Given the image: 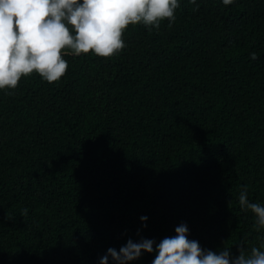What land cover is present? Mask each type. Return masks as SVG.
<instances>
[{
	"label": "trees",
	"instance_id": "1",
	"mask_svg": "<svg viewBox=\"0 0 264 264\" xmlns=\"http://www.w3.org/2000/svg\"><path fill=\"white\" fill-rule=\"evenodd\" d=\"M179 3L111 59L0 90V264H100L182 223L216 253L264 243L238 203L247 186L264 204V0Z\"/></svg>",
	"mask_w": 264,
	"mask_h": 264
},
{
	"label": "clouds",
	"instance_id": "2",
	"mask_svg": "<svg viewBox=\"0 0 264 264\" xmlns=\"http://www.w3.org/2000/svg\"><path fill=\"white\" fill-rule=\"evenodd\" d=\"M233 2L222 0L224 6ZM180 6L179 0H0V90H15L22 78L34 73L49 84L58 83L69 68L65 56L111 59L126 48L124 33L129 26L159 31L167 21L171 28ZM198 9L197 4L194 10ZM250 59H258L257 54L252 52ZM238 203L242 211L253 214L254 230H264V204L249 200L247 186L241 187ZM21 215L27 217L28 210ZM175 232L159 243L129 239L119 251L109 248L100 264H109V257L114 264H131L144 252L155 253L152 264H264V243L250 248L241 243L238 255H233L225 242L216 253L189 240L186 224Z\"/></svg>",
	"mask_w": 264,
	"mask_h": 264
}]
</instances>
